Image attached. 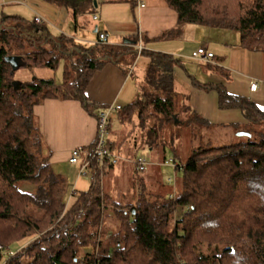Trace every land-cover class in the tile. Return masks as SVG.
<instances>
[{
	"label": "trees",
	"instance_id": "trees-1",
	"mask_svg": "<svg viewBox=\"0 0 264 264\" xmlns=\"http://www.w3.org/2000/svg\"><path fill=\"white\" fill-rule=\"evenodd\" d=\"M43 1L71 9L75 18L96 11L95 2H127L133 7L137 3ZM165 1L177 13L179 24L236 31L241 47L264 51V0ZM12 18L0 22V226L8 233L6 243H0V264H21L23 254L28 264H264V132L255 131V140L248 132L246 142L194 150L182 166L180 189L173 198L153 202L140 198L138 206L118 213L122 227L110 233L104 229L105 196L94 185L103 172L95 169L88 191L71 194L68 202L66 180L40 154L41 135L33 109L48 98L72 99L93 113L86 98L93 75L107 63L124 64L128 70L145 56L146 75L136 100L119 112L121 122L131 124L136 117L144 127L149 110V116L160 123L175 121L181 99L174 89V70L181 61L144 49L139 54L137 36L113 47L109 35L99 33L97 41L84 48L72 39L52 35L42 25L28 31L25 20ZM101 34L108 36L107 43ZM13 56L24 58L29 67L52 70L65 61L63 83L36 80L15 86L6 61ZM218 92L221 109H239L248 125L264 127V111L251 101L220 88ZM185 110L192 117L180 125L195 120L209 125L190 106ZM156 135L150 131L148 147L153 148ZM108 148L113 153L109 141ZM24 185L31 188L21 189ZM44 231V237H37ZM24 240H29L28 245L13 253L14 245Z\"/></svg>",
	"mask_w": 264,
	"mask_h": 264
},
{
	"label": "crops",
	"instance_id": "crops-1",
	"mask_svg": "<svg viewBox=\"0 0 264 264\" xmlns=\"http://www.w3.org/2000/svg\"><path fill=\"white\" fill-rule=\"evenodd\" d=\"M140 4H144L145 7H140ZM95 8L96 11L90 9L75 18L71 9L43 0H0V22L4 19L10 22L12 17L17 16L27 22L28 31H31L33 25H42L47 27L52 35L72 39L84 48L94 44L99 33H107L109 44L113 47H121L124 45L123 39L137 36L138 45H141L145 51L168 54L181 61V65L174 70V89L177 94H180L182 88L176 84L175 75L177 72L182 74L185 69L180 58L188 60L199 48L205 47L214 55L213 62L201 63L205 65L202 71L199 68L195 69L193 74H186L189 89L202 100L199 107H192L188 97V106L192 111L210 125L226 124L225 127L232 126L236 129L248 125L241 110L220 111L222 109L219 104L218 88L233 97L248 99L258 109L264 111V51L241 47L239 34L236 35L238 32L197 24L181 25L178 23L177 13L165 0H137L134 7L127 2H103L97 4ZM36 17H40L43 23H35ZM221 32L224 34L234 32L236 39L228 42L224 35L223 40ZM141 57L145 60L141 72L143 81L149 60L145 56ZM65 66V61H61L55 69L54 77L35 76L33 81L53 80L57 85H61L64 80ZM135 69V66L127 70L124 64L121 66L107 63L93 75L86 89L87 103L93 106V113L89 112L81 102L72 99L48 98L34 107V118L41 135L40 154L48 159L55 174L62 176L66 183L69 180V185L73 186L76 181L71 168L77 166L69 163L71 152L78 147L93 145L97 135L96 114L110 105H120L124 109L135 101L128 103L133 96L124 97L125 89L131 82L130 79L136 75ZM199 76L202 81L199 80ZM142 81L137 80L135 83L137 93ZM252 84H257L256 91L251 90ZM113 118L117 119L122 127L125 126L126 131L125 136L120 133L111 138L115 156L111 169H116L115 173L118 174L121 173V161L124 160L123 142L129 140L127 132L131 124L121 122L119 112L114 113L111 116L109 132ZM153 149L154 147L150 149L151 152ZM137 158L138 156L132 161L135 169ZM146 160L148 166L154 165L151 157ZM175 191H177L176 188ZM76 192L78 191H73V193ZM115 204L121 206L119 203Z\"/></svg>",
	"mask_w": 264,
	"mask_h": 264
},
{
	"label": "rangeland",
	"instance_id": "rangeland-1",
	"mask_svg": "<svg viewBox=\"0 0 264 264\" xmlns=\"http://www.w3.org/2000/svg\"><path fill=\"white\" fill-rule=\"evenodd\" d=\"M221 33L223 40L225 39L224 35H226L228 42L230 40L233 42L236 39L234 32H232V34H224V32ZM236 35H238V33H236ZM180 59L183 61L185 69H183L182 74L177 72L175 75L176 84L182 88L180 90V94L177 96L181 99V101L177 104L178 106L176 107L174 113L175 121L168 120L160 123V120L155 116H149V114L152 113L151 110H149L145 114L146 123L143 127L141 125V121L136 120L135 117V120L131 122V127L127 132L129 140L123 142L125 147L122 151V157L124 160L121 161V173L119 172L116 174V169L113 170L110 168L108 171H104L101 175L96 177L94 181L95 187L100 189V192L102 193L101 196H105V205L107 209L103 213L104 229L110 233L119 232L122 227L118 213L123 214L124 211L129 212L131 208L138 206L137 203L140 198L152 202L155 200L168 201L175 195V188L179 192L180 184L183 178L182 166L187 164L194 150L202 148L203 146L217 148L234 145L240 141V143L246 142V137L238 136V134L242 132H251L253 134L252 139L255 140L257 139L255 131L264 132V127L261 125L254 127L244 125L241 126L240 129H236L232 126L225 127L226 124L223 123L221 126L210 124L202 125L196 120L190 125H180V123H184L192 117V115L187 113L185 110V107H189L188 97L190 98V104L192 107H199V105L202 104L201 98L189 89V81L187 80L186 74H193L195 69L198 70L199 68L202 71L203 66H205L204 64L193 60L192 56L190 57L191 60L184 58ZM123 62L126 61L124 60ZM144 62L145 60L142 57H139L138 60L136 59L135 61L134 66L136 68V75L130 79L131 82L128 83L124 94V97H127V95L133 96V99L128 101V103L136 100L135 98L138 96L135 83L137 80L142 81L143 75H141V72L144 67ZM54 72L56 71H52L50 69H35L34 67L28 66L16 71L14 79L15 81H20L21 83L25 81L30 82L36 78L35 76H38L39 78H43L47 75L54 77ZM71 75H74L73 71ZM199 80L202 81L200 76ZM220 111H223V109ZM150 131H156L157 133L155 144L152 145V147H154L152 150L153 152H151V148L145 144V142H148L147 137ZM125 132V126L122 127L118 120L113 118L112 127L108 134L109 143L112 141L111 138L117 134L122 133L125 136ZM35 137L36 136L34 135V138ZM112 150L114 151L113 146ZM136 156L143 157L145 159H149V157H151L154 165L147 166V169L143 172L137 171L135 166L132 164V161L136 158ZM165 160L167 162H165ZM152 166L154 167L152 168ZM71 170L73 175L76 176L77 182L75 181L72 186V184L69 185V180L67 181L66 200L70 198L74 190H77L78 192H85L88 191L91 185L89 178L80 176L79 165L75 168H71ZM26 188H31V186H21V189ZM108 195H110V197ZM115 203H119L122 207H115ZM117 209L120 211L117 212ZM174 221L171 220V227L174 226ZM3 229L4 228L0 226V243H4L5 237L8 235V233H6ZM46 232L47 231L42 232L37 237H44ZM28 241L29 240H24L23 242L14 245L12 248L13 253L14 251L17 252L23 249ZM5 254V257H7L8 254ZM23 255L22 259H20V263L28 264L29 259L25 256V254ZM14 257L16 256H13V258ZM8 258L9 257L6 259ZM178 259L183 261L181 260V257ZM189 262L192 263V261Z\"/></svg>",
	"mask_w": 264,
	"mask_h": 264
},
{
	"label": "built area",
	"instance_id": "built-area-1",
	"mask_svg": "<svg viewBox=\"0 0 264 264\" xmlns=\"http://www.w3.org/2000/svg\"><path fill=\"white\" fill-rule=\"evenodd\" d=\"M140 7H145L140 4ZM35 23L42 24L43 20L40 17L35 18ZM108 36L101 34L100 39L107 43ZM139 54L143 48L141 45L136 46ZM192 59L199 63H211L214 60V55L210 53L205 47L199 48L192 54ZM252 91L257 90V84H252ZM120 105H110L104 110L100 111L97 118V135L91 147H78L72 150L69 163L71 165H79L80 176L92 179V173L95 169L100 170V173L109 169L110 164L114 161L115 156L108 148V134L110 129L111 116L114 113L122 111ZM137 171L143 172L147 169L148 162L143 157H138L135 162ZM172 196L171 198H173Z\"/></svg>",
	"mask_w": 264,
	"mask_h": 264
},
{
	"label": "water",
	"instance_id": "water-1",
	"mask_svg": "<svg viewBox=\"0 0 264 264\" xmlns=\"http://www.w3.org/2000/svg\"><path fill=\"white\" fill-rule=\"evenodd\" d=\"M95 5H97L96 2H95ZM6 61L11 65L13 74H15V72L18 71L21 68L28 67L27 62L22 57L13 56V57L7 58ZM14 84H15V86L18 87V86L21 85V82L15 81ZM238 136L239 137H250L251 135L249 133H243L242 132V133H239Z\"/></svg>",
	"mask_w": 264,
	"mask_h": 264
}]
</instances>
